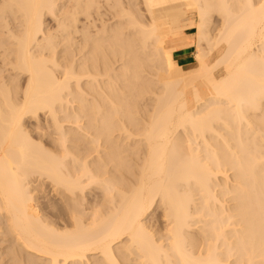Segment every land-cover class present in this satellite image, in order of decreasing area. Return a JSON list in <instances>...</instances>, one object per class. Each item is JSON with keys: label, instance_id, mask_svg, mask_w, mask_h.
Listing matches in <instances>:
<instances>
[{"label": "bare ground", "instance_id": "obj_1", "mask_svg": "<svg viewBox=\"0 0 264 264\" xmlns=\"http://www.w3.org/2000/svg\"><path fill=\"white\" fill-rule=\"evenodd\" d=\"M0 231V264H264V0H0Z\"/></svg>", "mask_w": 264, "mask_h": 264}, {"label": "rangeland", "instance_id": "obj_2", "mask_svg": "<svg viewBox=\"0 0 264 264\" xmlns=\"http://www.w3.org/2000/svg\"><path fill=\"white\" fill-rule=\"evenodd\" d=\"M54 19L53 18H50V17H47L46 18V23H47V26L49 25V27L52 29H56L55 28V26H56V23H55V21H53ZM196 31L195 30H184V32H183V34L186 36V39H185V41H184V45H182L179 49H178V51H180V50H183V49H186V48H190V47H192L193 48V50H192V53H193V56H194V52H195V42H196V40H195V36H194V33H195ZM206 47V46H205ZM207 51H208V49H209V47H208V45H207V47L205 48ZM216 59V55H212L211 56V61H214ZM178 62V61H177ZM180 66H182L180 63H178ZM192 66H194V57L192 58ZM192 66H190V67H188V68H185V69H189V68H192ZM155 73L156 72H154V75H153V78H157V77H155V76H157V73H156V75H155ZM159 75V74H158ZM216 75H217V77H219V76H221L222 75V73L220 72V71H217L216 72ZM160 76V75H159ZM159 78H161V77H159ZM158 79V78H157ZM159 80V79H158ZM158 80H155V81H157L158 82ZM162 83V82H161ZM161 83H159V84H161ZM158 83H157V85H159ZM156 86V85H155ZM159 86H161V85H159ZM162 87V86H161ZM161 87H159V89H162ZM156 88H158V87H156ZM158 90V89H157ZM89 192V191H88ZM159 207L157 206L156 208H155V210H154V212L152 213V215H150L149 216V218L147 219V223H148V225L149 224H155L156 223V218L158 219L160 216H161V210L160 209H158ZM155 219V220H154ZM150 221V222H149ZM152 229V228H151ZM153 231H155L154 230V228L152 229ZM1 232V231H0ZM3 240V238H2V236L0 235V249L1 248H4L5 246H6V244H3L2 241Z\"/></svg>", "mask_w": 264, "mask_h": 264}, {"label": "crops", "instance_id": "obj_3", "mask_svg": "<svg viewBox=\"0 0 264 264\" xmlns=\"http://www.w3.org/2000/svg\"><path fill=\"white\" fill-rule=\"evenodd\" d=\"M193 48H186L175 53L174 57L184 68L192 66Z\"/></svg>", "mask_w": 264, "mask_h": 264}]
</instances>
